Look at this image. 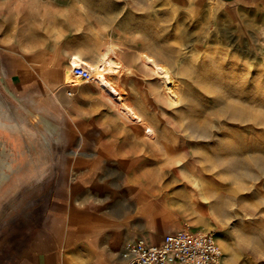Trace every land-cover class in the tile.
<instances>
[{"label": "rangeland", "instance_id": "rangeland-1", "mask_svg": "<svg viewBox=\"0 0 264 264\" xmlns=\"http://www.w3.org/2000/svg\"><path fill=\"white\" fill-rule=\"evenodd\" d=\"M109 46L125 68L112 80L137 121L95 79L67 93L70 57L96 64ZM143 52L171 68L173 101L160 96ZM221 100L261 107L264 119V12L214 2L190 10L174 0H0V264H14L52 228L54 194L75 184L73 160L95 164L98 191L105 180L122 196L120 186H136L140 226L212 231L225 264H264V128L218 116ZM190 119L208 135L195 139L207 155L195 156L223 165L192 167L181 147L153 154L164 139H189ZM111 139L112 156L95 154ZM245 146L250 152L239 151ZM232 161L242 168L227 167Z\"/></svg>", "mask_w": 264, "mask_h": 264}, {"label": "crops", "instance_id": "crops-1", "mask_svg": "<svg viewBox=\"0 0 264 264\" xmlns=\"http://www.w3.org/2000/svg\"><path fill=\"white\" fill-rule=\"evenodd\" d=\"M174 1L190 10L206 8L214 2L234 10L248 8L264 12V0ZM23 80L26 83L27 77ZM99 137L92 140L102 141ZM113 145L114 139H111L101 144L106 149L97 148L95 154L112 156ZM69 167L76 174L75 184H64L54 194V214H50L54 222L52 228L41 230L21 248L14 264H126L122 257L125 244L139 237L159 241L166 233L177 229L164 227L156 232L140 226L138 201L134 200L138 193L136 186H120L122 196L115 191L116 185L109 187V181L105 180V186L98 191L92 188L98 179L93 162L73 160Z\"/></svg>", "mask_w": 264, "mask_h": 264}, {"label": "bare ground", "instance_id": "bare-ground-1", "mask_svg": "<svg viewBox=\"0 0 264 264\" xmlns=\"http://www.w3.org/2000/svg\"><path fill=\"white\" fill-rule=\"evenodd\" d=\"M164 49V48H163ZM170 49V48H169ZM168 49V50H169ZM167 50V49H166ZM173 51V50H172ZM165 54V53H164ZM117 55V52L115 51V48L113 46H109L106 51L103 53V56L101 59L96 63V64H88L87 61L84 60L83 57L80 55H72L70 57V63L72 68L78 65H83L85 68L89 69L93 75L94 79L96 80V84L99 86V88L102 90L103 93H106L109 98L116 102L118 104V109L120 114L123 115V117L129 119V120H136L139 118L134 106L129 103H125L121 97L119 89L115 86L112 76L121 70H125L124 67H122L121 61L116 60L115 57ZM167 57V60L169 59L170 61H173V58L175 57L174 53L169 51ZM165 55V56H166ZM140 60L142 62V66L146 71L149 73L151 72L153 75H156V78L159 79L160 84H159V93L162 98H166L167 101H173L176 97V92L175 91V86H176V77L173 75V72L169 66L166 64L159 62L153 55H150L149 53H140ZM166 57L164 59V62L166 63ZM169 63V62H168ZM71 68V69H72ZM122 68V69H121ZM71 69H67V72H71V82L75 84H79L81 80L77 78ZM129 69V67L127 68ZM148 73V74H149ZM261 98V97H260ZM260 101H257L256 104L260 105ZM253 106L254 112L251 111V107ZM26 108V107H25ZM218 116H224L227 119L231 121H236V122H242V123H248L252 124L251 126L256 127L257 132L260 131V129L264 128V119L262 117V110L261 107L255 106V105H246V107H239L236 104H233L231 102H225L221 100V108H220V113L217 114ZM50 125V124H49ZM49 125L46 123V128L50 130ZM52 125V124H51ZM185 128L190 130V136L189 139L182 137L179 139L174 138L173 144L170 142H167V139H164L161 143L162 147L159 150H153V154L157 155L158 153L167 155L168 152H170L172 147H181L183 150V158L188 157V162L189 164L192 165V167H205L206 169H210L212 167H217L218 165H223L225 161H215L214 163H207L201 160V158H198L195 156V154H201V155H207L206 153L203 154L202 149H200L199 141L197 142L198 137H203L206 138L208 135H206L207 129H204L201 127L197 122L193 120H188L185 123ZM59 129H56V132H58ZM55 131V130H54ZM55 133V132H54ZM260 133V132H259ZM209 134V132H208ZM191 142H197V143H192ZM190 144V148H186L185 145ZM214 146V145H212ZM254 152H255V161L257 163H260L263 158V155H260V145L259 144H254L252 146ZM249 146H245L244 148H240L239 151H248L250 152ZM236 147H231L230 151H236ZM182 152V151H181ZM180 152V153H181ZM200 162L203 164L201 165ZM236 161V162H226L227 167H240L239 165L241 162ZM256 163V164H257ZM264 163V161H263ZM186 164V163H183ZM182 164V166H183ZM244 164V163H243ZM264 166V165H263ZM245 167V166H244ZM243 167V168H244ZM242 168V166H241ZM262 168V167H259ZM164 170L160 169V171ZM2 174V173H1ZM161 176V175H160ZM160 179V177H158ZM146 182V181H145ZM146 184V183H145ZM226 214H231L232 212L230 210L225 209ZM219 239V238H218ZM220 242L223 244L222 240L219 239Z\"/></svg>", "mask_w": 264, "mask_h": 264}, {"label": "built area", "instance_id": "built-area-1", "mask_svg": "<svg viewBox=\"0 0 264 264\" xmlns=\"http://www.w3.org/2000/svg\"><path fill=\"white\" fill-rule=\"evenodd\" d=\"M72 71L81 81L94 79L83 65L73 67ZM76 85H66L69 95ZM122 257L126 264H225V253L216 233L188 225L166 233L159 241L139 237L124 245Z\"/></svg>", "mask_w": 264, "mask_h": 264}]
</instances>
